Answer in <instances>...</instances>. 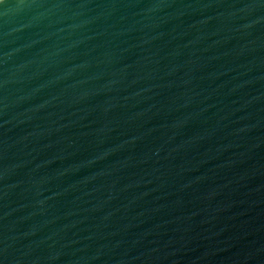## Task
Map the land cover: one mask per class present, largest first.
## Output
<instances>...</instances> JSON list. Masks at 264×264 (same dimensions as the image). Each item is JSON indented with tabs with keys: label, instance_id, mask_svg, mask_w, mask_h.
I'll use <instances>...</instances> for the list:
<instances>
[{
	"label": "water",
	"instance_id": "obj_1",
	"mask_svg": "<svg viewBox=\"0 0 264 264\" xmlns=\"http://www.w3.org/2000/svg\"><path fill=\"white\" fill-rule=\"evenodd\" d=\"M0 264H264V0H0Z\"/></svg>",
	"mask_w": 264,
	"mask_h": 264
}]
</instances>
